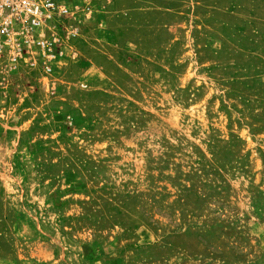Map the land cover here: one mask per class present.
I'll use <instances>...</instances> for the list:
<instances>
[{
    "label": "rangeland",
    "instance_id": "1",
    "mask_svg": "<svg viewBox=\"0 0 264 264\" xmlns=\"http://www.w3.org/2000/svg\"><path fill=\"white\" fill-rule=\"evenodd\" d=\"M0 48V264H264V0H55Z\"/></svg>",
    "mask_w": 264,
    "mask_h": 264
},
{
    "label": "built area",
    "instance_id": "2",
    "mask_svg": "<svg viewBox=\"0 0 264 264\" xmlns=\"http://www.w3.org/2000/svg\"><path fill=\"white\" fill-rule=\"evenodd\" d=\"M56 11L55 0H0V48L16 53L47 48L39 29Z\"/></svg>",
    "mask_w": 264,
    "mask_h": 264
}]
</instances>
